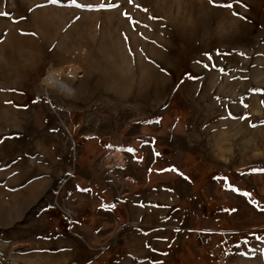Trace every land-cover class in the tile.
I'll return each instance as SVG.
<instances>
[{"label":"rangeland","instance_id":"obj_1","mask_svg":"<svg viewBox=\"0 0 264 264\" xmlns=\"http://www.w3.org/2000/svg\"><path fill=\"white\" fill-rule=\"evenodd\" d=\"M0 13V264H264L249 196L186 205L188 183L159 169L147 185L162 154L161 169L191 157L251 187L264 172V0ZM51 71L72 91L47 87Z\"/></svg>","mask_w":264,"mask_h":264},{"label":"crops","instance_id":"obj_2","mask_svg":"<svg viewBox=\"0 0 264 264\" xmlns=\"http://www.w3.org/2000/svg\"><path fill=\"white\" fill-rule=\"evenodd\" d=\"M166 156L168 153L165 154ZM164 155L156 157L154 160L155 163L152 164V170L151 173L147 176L149 179V182L147 183L148 186L157 187V183L160 182V178L155 176L156 171L155 169H159L163 177L162 181H177L178 179L185 180L188 183V192L186 196L185 203L186 205L190 203L191 200L194 199V197L200 196L203 198L202 204H206L207 206H210V203L220 202L221 199L223 200L221 202L222 206H226V200H228L229 203H231L230 197H227V194H231L234 197H236L239 201L243 199L245 196H249L250 202H253V205L250 204V211H251V220L257 221L258 223L261 222L260 219L263 220L264 225V217L260 216V213H264V197L259 196L258 191V185H257V176L258 179L262 182L264 179V172H258L251 174V180L253 181L252 186H248L245 181H241V175L240 170L235 171L236 180H234L227 171L224 170V167L219 166V170L216 169V166L211 163H206L204 168L200 170H195L193 168V165L195 164V160L191 159V157H187V160L184 161L183 165L184 168L176 169V163L171 162L169 158L165 157L166 164L163 165L164 168L161 169L160 163L158 160H160ZM255 165L253 166V168ZM176 169L175 172L173 171H163V170H170V169ZM252 168V167H251ZM173 172V175H169ZM151 176V177H150ZM154 176V177H153ZM187 177V179H185ZM161 181V182H162ZM147 188V187H146ZM227 207V206H226ZM241 212H246L248 208H245L241 206ZM233 212L237 211V208L234 206V208H231Z\"/></svg>","mask_w":264,"mask_h":264},{"label":"bare ground","instance_id":"obj_3","mask_svg":"<svg viewBox=\"0 0 264 264\" xmlns=\"http://www.w3.org/2000/svg\"><path fill=\"white\" fill-rule=\"evenodd\" d=\"M74 67V66H73ZM72 69V68H71ZM76 69V68H75ZM58 73V72H57ZM57 73H54L53 71H51V73H49V75L47 76V78L45 79L46 81V85L47 87L49 88H56L60 91H63V92H70L72 91L69 87V85H67L65 82H63L61 79H60V76L59 74ZM75 74V73H74ZM71 75V74H70ZM47 89V88H46ZM50 91V90H49Z\"/></svg>","mask_w":264,"mask_h":264},{"label":"snow or ice","instance_id":"obj_4","mask_svg":"<svg viewBox=\"0 0 264 264\" xmlns=\"http://www.w3.org/2000/svg\"><path fill=\"white\" fill-rule=\"evenodd\" d=\"M59 2V0H49V3H52V4H56V3H58ZM208 2L209 3H212V0H208ZM224 7H227V8H231L232 7V5H230V4H227V5H223ZM0 15H6L5 13H0ZM129 151H131V149H129ZM149 171H151V169H149ZM163 171H173V172H175L176 171V169H170V170H163ZM185 179H187V177H185ZM79 190V189H78ZM84 191H89V189H84ZM114 207V206H113ZM177 231H179V229H176Z\"/></svg>","mask_w":264,"mask_h":264}]
</instances>
